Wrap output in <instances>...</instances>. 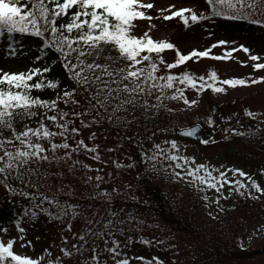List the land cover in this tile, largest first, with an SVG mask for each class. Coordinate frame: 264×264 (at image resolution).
Returning a JSON list of instances; mask_svg holds the SVG:
<instances>
[{
  "label": "snow or ice",
  "instance_id": "snow-or-ice-1",
  "mask_svg": "<svg viewBox=\"0 0 264 264\" xmlns=\"http://www.w3.org/2000/svg\"><path fill=\"white\" fill-rule=\"evenodd\" d=\"M206 4V11L198 13L192 8L180 7L163 15V19L178 17L185 27L189 26V21L196 24L210 17L264 24V0H206ZM168 7L172 9L175 6ZM152 9L153 0H0V37H5V43L14 33L43 38L42 44L59 54V62L71 81V86L65 85L62 90L56 91L54 98H42L37 93L45 89L56 90L59 85L58 79L45 75L51 71L47 65L17 72L6 71L0 66V184L10 193L31 197L32 203L25 212L29 223L37 218V211L33 209H39L41 213L47 212L49 217L64 223L76 241L70 243L69 237L63 235L61 230V255L53 259L49 249H45L49 257L45 261L43 257L30 258L28 255L18 254L14 250L17 241L15 237L0 240V264H65V260L67 264H108L109 259L113 264H129V258L121 251L120 241L116 239V233L124 232L123 225L126 221L111 209L107 212L114 219L103 214L101 219H94L96 212L93 211V218L84 216L86 226L83 230L79 233L72 232V218L83 213L79 203L71 202L73 198H77L75 189L63 181L68 177H76L79 170H85L84 184H90L94 179L97 182L94 187L99 189L100 182L103 181L99 169H95V177L89 175L93 171L92 165L79 158L84 154L94 161L101 160L98 152L100 146L86 143L82 132L105 121L128 127L137 123L141 116L146 121L153 117L158 119L163 111L172 112L166 101L182 100L186 106L196 105L195 99L190 100L185 96V87L196 89L197 94L205 88H212L216 93L224 92L223 87L203 82V76L199 77L201 83L197 88V78L189 71H169L165 75H158L159 66L172 70L192 58L227 60L233 58L232 54L238 51V48L233 47L224 49L223 55H213V48L228 43L218 40L204 50L194 48L183 54L174 43L155 40L149 35L156 27L154 24L138 35L136 29L139 22L154 19L148 14V10ZM156 11L163 13L165 9ZM186 13H190V16ZM7 47L10 56L19 54L11 44H7ZM166 49H175L176 58L173 62H167L161 55ZM239 49L244 53L250 52L243 45ZM33 59L39 61L41 56L37 55ZM249 60L254 62V70L264 69V62H259L262 60L261 56L250 54L248 60L240 62L247 64ZM210 78L216 81L217 73L211 72ZM261 81H264V76L223 79L221 83L235 87ZM60 104L71 107L65 110ZM245 113L254 118L259 115L247 109ZM33 120L36 124L34 127L30 126ZM46 121L51 122V128ZM206 122L210 126L214 124L211 116L207 117ZM157 131L161 129L157 128ZM196 131L195 127L189 128L186 134L191 137ZM224 131L245 135L238 133L236 128H225ZM248 134L255 135L252 132ZM95 137L96 133L90 132L88 140H95ZM200 142L208 144L214 141L202 139ZM163 143L167 147H162L161 143H153L149 150L152 155L146 152L142 159L154 161L157 157H163L165 161H171L166 167L172 169L173 179H183L190 184L198 182L218 193L227 184L229 195L233 191L252 199H259L257 194L264 195V187L241 169H212L208 164L196 163L194 156L179 155L180 146L175 139ZM107 151L111 152L113 149L109 148ZM116 167L120 168L122 165L116 163ZM214 171L217 176L213 175ZM229 171L233 177L237 174L246 177L247 183L229 179ZM261 172L264 173V169ZM14 181L18 182L16 186H13ZM53 181L57 183L54 192L51 187ZM45 184L49 187L41 191ZM245 188L251 190L242 191ZM28 189L35 191L29 192ZM62 195L66 199L61 200ZM95 196L107 197L108 193L100 191ZM203 199L207 201L209 197L205 195ZM219 199L217 196V205ZM45 203L53 207L55 212L42 207ZM16 227L22 234L18 239L24 241L26 229L20 226V221H17ZM6 232L7 229L0 228V233ZM97 241H103V247ZM26 244L30 246L31 241L21 242L20 247L23 248ZM153 261L155 264H163L157 257Z\"/></svg>",
  "mask_w": 264,
  "mask_h": 264
},
{
  "label": "trees",
  "instance_id": "trees-1",
  "mask_svg": "<svg viewBox=\"0 0 264 264\" xmlns=\"http://www.w3.org/2000/svg\"><path fill=\"white\" fill-rule=\"evenodd\" d=\"M243 23L241 21L231 23V20L226 17H210L206 20H200L196 24H192L189 21V26L197 30L220 29L223 27L229 29L243 28L244 31H247L246 34L257 39H264V24ZM42 39L29 34L14 33L11 38L7 39V43H5V37H0V47L2 45L7 47V44H11L12 48L22 55H31L33 58L40 55L41 59L37 63L34 62L35 65L32 67L47 65L51 71L45 75L49 78L58 79L59 85L56 90L45 89L37 94L42 98H54L55 92L62 90L65 85L71 86V81L68 79L62 63L59 62V54L48 49V46L43 45ZM166 103L169 105V101H166ZM228 104L209 105L207 112L218 113V109H224ZM251 105H245L244 107H249V110L255 113V108L251 109ZM60 107L68 110L71 106L60 104ZM228 107H232V105L229 104ZM222 116L223 113L216 118L211 116L214 120V124L211 125L213 133L202 139L214 138L216 133L218 134L221 131L224 121ZM234 116H236V120H233L234 124L232 128H236L238 133H245V135L226 132L227 146L234 145L237 147L236 151L228 159L240 164L243 168H247L249 170L248 174L252 175L261 187H264L262 185L264 173L261 172V169H264V161L261 159L264 158V118L258 116L255 118L249 117L245 111L239 110L238 107L234 110L230 109L224 118H233ZM242 116L247 117V123L242 122ZM173 117L174 115L171 113L163 111L158 119L153 117L146 121L141 116L137 123L128 127L122 124H110L105 121L100 125H94L91 129H85L82 132V138L90 146L93 144L100 146L98 152L101 160L94 161L89 155L84 154H81L79 158L84 160L85 163L92 165L93 171L89 172V175L95 177L97 174L95 169H99V174L103 177V181L100 182L99 189L94 187L97 183L94 179L90 184H84L83 181L86 179L84 176L85 170H79L76 177L66 178L63 183L71 184L78 198H73L71 202L81 205L83 218L85 215L93 218V211L96 212L94 219H101L102 214L108 218H113L107 212L108 209H111L112 212L117 213L119 218L124 219L126 221L123 225L124 232L116 233V239L120 241L121 251L127 257L129 256L128 253L135 252L136 250L155 253V257L159 258L163 264H204L205 262H220L226 259L242 260L244 258L255 257V252L242 250L234 243L224 240V237H227V233L225 234L224 232L223 234L221 231L203 232L201 226L198 225L200 221H183L167 195L166 189L168 188L167 186L175 183H183L191 193H194L196 186L198 188V193L196 194H198L197 197L199 199L202 200L205 195L209 197L206 203L209 205L211 213L215 218L220 216L216 209L220 212L228 213L231 210L227 206L236 207V204H232V200H234L232 196L227 197L223 192L218 193L216 190H211L206 185H201L198 182L190 184L183 179H173L172 169L166 167L172 162H165L163 157H157L154 161L142 159L146 152L148 155H152V151L149 150L152 149L153 143H161L163 145V142L167 141L169 137L181 142L185 141L177 138L174 133L169 132L173 128L182 127L179 122L170 123ZM206 121L207 118L201 123L210 126ZM46 123L50 128L52 127L51 122L46 121ZM30 126H36L35 120L31 122ZM157 128L167 129L168 132H159ZM90 132L96 133L95 140H93L94 143H90L88 140ZM249 132L255 133V135H250L248 134ZM150 136L151 139H149ZM200 141L196 144H201V146L207 145ZM109 148H112L113 151H107ZM104 161H107V163H104ZM116 163H119L122 167L117 168ZM127 165L132 166L128 167ZM176 171H180V169H176ZM213 175L217 176V173L213 172ZM124 178L128 182L124 183ZM244 182L247 183L246 177ZM17 184L18 182H13V186ZM2 187L4 188L3 184H0V190ZM48 187L49 185L45 184V187L41 191H45ZM51 187L54 192L57 187L56 181H53ZM200 189L203 190L201 191ZM246 190L251 189L247 188ZM28 191L33 192L35 189H28ZM100 191H106L108 196H95V193ZM214 192L217 195L214 196L212 194ZM217 196L220 197L218 205L215 202ZM224 197H227V199ZM60 199L63 200L66 197L62 195ZM261 199L264 198L261 197ZM31 203V197H23L21 195L5 200L2 204L0 203V226L10 221L27 222L30 227L29 231L34 247L37 248L36 245H38V250L42 252L40 253V257H43L45 261L49 258L48 254L44 251L45 249H49L51 258L59 256L61 254L59 248L62 244L61 230H63V235L68 230L65 228L64 223L57 221L54 217H49L47 212L41 213L39 209H33L37 211V218L29 223L25 212L29 209ZM42 207L48 208L49 212H55V209L47 203L42 205ZM83 208H86L85 210L89 211V213H85L82 210ZM85 226L84 224L80 228V231ZM162 232L166 235L189 236L193 239L197 249L194 248V253L192 256H189L188 260H182V254L185 255V253L181 254L179 252L181 247L176 245L174 239L167 238ZM68 237L70 243L76 242L71 233H69ZM97 243H103V241H97ZM55 246L58 247V250L55 249ZM109 246L111 245L109 244ZM85 255H90V253H85ZM65 264H67V260H65Z\"/></svg>",
  "mask_w": 264,
  "mask_h": 264
},
{
  "label": "rangeland",
  "instance_id": "rangeland-1",
  "mask_svg": "<svg viewBox=\"0 0 264 264\" xmlns=\"http://www.w3.org/2000/svg\"><path fill=\"white\" fill-rule=\"evenodd\" d=\"M154 9L148 10V14L153 16L154 19L150 22L147 20H141L136 29L137 34H142L144 31H147L149 27L154 24L156 27L153 28L149 35H151L155 40H165L167 42L174 43L178 49L183 54H187L192 51V49L204 50L209 45L214 44L218 40H225L228 43L222 46H217L211 50L213 55H223L224 49H231L233 47L238 48V51L232 54L233 58L227 60H217L211 57L205 58H192L185 64L178 66L175 69L168 70L163 65L159 66L158 75H165L169 71L172 73H179L182 71H189L191 74L197 78V88H199L201 81L199 77L203 76L205 80L203 82L213 84L215 86L225 88L224 92L216 93L212 88H205L199 94H197L196 89L191 87H185V96L192 100L197 101L196 105L186 106L183 104L182 100H171L169 101L168 108L172 109L171 113L174 115L172 122H179L182 127H186L192 124H201L203 126L202 133L198 140H189V141H179L176 140L179 144V155L183 156H194L196 163H205L211 166L212 169L219 170H229L233 168H239L242 171L248 173L247 168L241 167L240 164H237L228 159L231 154L236 151V146L231 145L227 146V138L225 128H232L234 124L233 120H236V116L226 117L225 114L231 110H234L238 107L239 110L245 111L249 110V107H244L245 105L252 104L251 109L255 108V113L259 114L258 117L264 118V81L258 82L256 84L248 85H237L235 87L223 85L221 81L223 79L231 78H244V79H253L259 76H264V69L254 70L252 64L254 62L248 61L247 64H241L240 61L248 60L250 54H256L262 57V60L259 62H264V39H257L248 34L244 29H229L226 27L216 28L211 30L206 29H195L194 27L187 26L185 27L184 23L178 18L173 17L169 20H164L163 15H167L169 11L178 10L180 7H189L193 10L199 12L206 11L208 6L206 0H153ZM169 5H174L175 7L169 9ZM156 9H165L163 13H159ZM190 16V13H186ZM230 19V18H229ZM231 23L241 21L243 24L250 23L246 20H237L230 19ZM226 28V29H225ZM243 45L247 47L250 52L244 53L242 49H239V46ZM9 49L2 45L0 47V66L4 70L10 72H17L22 70H27L29 67H32L37 63L31 55H22L19 53L15 57L9 55ZM162 56L167 62H173L175 60V49L164 50ZM35 62V63H34ZM217 73V80L212 81L210 78L211 72ZM235 101V102H234ZM232 107H228L229 104ZM219 105V104H228L224 109L220 108L217 112H207L209 105ZM223 113L222 119L223 126L221 131L210 138L211 141L205 146L201 144H196L200 139L205 138L206 136L212 135V128L208 125H203L202 123L208 116H214L215 118L220 116ZM202 122V123H201ZM242 122L247 123L248 119L246 116H242ZM165 128V127H164ZM164 128H160L159 132H168L164 131ZM177 129H171L169 132L174 133L177 137ZM171 136V135H170ZM174 138H168L167 141H170ZM94 143V141H90ZM98 144V141L96 140ZM162 147H167L163 144ZM264 161V158H261ZM169 163L170 161H165ZM215 172V171H214ZM230 172V171H229ZM228 174V173H227ZM229 179H238L244 182L245 177H240L238 174L233 177L231 172L228 174ZM70 180V179H69ZM124 183L127 179H123ZM264 185V181L262 182ZM166 189L167 195L175 206L177 212H179L181 219L183 221L191 220L194 222H199V226L204 231L217 232L221 231L223 234L227 233V237H224L229 243H234L238 248L250 252H255V257L253 258H244L242 260H224L220 262H205L204 264H264V195H259V199H252L248 196H242L239 192L233 191L231 195L228 193L229 185L225 184L221 190L227 197H233L232 204L234 206H227L231 212H220L216 209L220 215L218 218H215L213 215H209L211 212L209 205L202 198L197 197L198 188L195 186V192L191 193L184 184L175 183L171 186H167ZM235 187V186H233ZM242 189V191L247 192L250 190ZM214 190L215 189H211ZM254 191V190H252ZM214 196L217 195L215 192L212 193ZM258 195V194H257ZM18 197V193H10L5 187L0 190V203L2 204L5 200H9L13 197ZM110 201V200H109ZM82 210L85 213L89 211ZM226 214H230L229 216ZM17 222L10 221L9 223L0 226L2 229H7L6 233H0V240L6 241L10 237L17 238L16 244L14 245V250L21 255H28L30 258H40V250L34 247L32 242L30 227L27 222H20V226L26 229L24 235V241H20L18 237L22 235L17 231L16 227ZM85 224L83 215L72 218V232H80V228ZM69 231L65 232V235H69ZM163 233V232H162ZM206 233V232H205ZM164 236L176 241V245L180 246L179 252L185 253L182 254V260H188L189 256H192L194 253L193 239L189 236L183 235H166ZM32 239V240H31ZM31 241V245H27L23 248L20 247L21 242ZM103 247V243H98ZM55 249L58 250V247L55 246ZM54 250V249H53ZM129 264H155L153 258L155 253L151 251H138L128 253ZM61 255V254H60ZM143 257L144 259H138ZM197 257V256H196ZM55 258V257H54ZM53 258V259H54ZM107 258V255L105 256ZM195 260V259H194ZM108 264H113V261L109 259Z\"/></svg>",
  "mask_w": 264,
  "mask_h": 264
},
{
  "label": "water",
  "instance_id": "water-1",
  "mask_svg": "<svg viewBox=\"0 0 264 264\" xmlns=\"http://www.w3.org/2000/svg\"><path fill=\"white\" fill-rule=\"evenodd\" d=\"M193 127H195L196 130H197L196 131V134L193 135V136H191V137L187 136V134H186L187 133V130L189 128H193ZM201 133H202V127H201V125L195 124V125H192V126H189V127H186V128H182L181 130H179L178 135L180 137H183V138H187V139H191V140H198L199 137H200V135H201Z\"/></svg>",
  "mask_w": 264,
  "mask_h": 264
}]
</instances>
